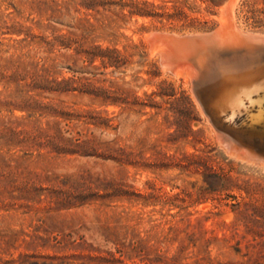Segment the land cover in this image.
Here are the masks:
<instances>
[{
    "label": "rangeland",
    "instance_id": "rangeland-1",
    "mask_svg": "<svg viewBox=\"0 0 264 264\" xmlns=\"http://www.w3.org/2000/svg\"><path fill=\"white\" fill-rule=\"evenodd\" d=\"M227 19L264 0H0V264H264V160L149 39Z\"/></svg>",
    "mask_w": 264,
    "mask_h": 264
},
{
    "label": "bare ground",
    "instance_id": "bare-ground-1",
    "mask_svg": "<svg viewBox=\"0 0 264 264\" xmlns=\"http://www.w3.org/2000/svg\"><path fill=\"white\" fill-rule=\"evenodd\" d=\"M230 21H222L214 30L218 36L201 40L193 54L186 50L174 58L173 68L165 61L161 64L176 75L195 79L194 96L230 152L264 160V34L241 30ZM152 34L150 43L161 58L170 49L171 35H185Z\"/></svg>",
    "mask_w": 264,
    "mask_h": 264
},
{
    "label": "water",
    "instance_id": "water-1",
    "mask_svg": "<svg viewBox=\"0 0 264 264\" xmlns=\"http://www.w3.org/2000/svg\"><path fill=\"white\" fill-rule=\"evenodd\" d=\"M160 32L161 31L153 30L152 37H154V36L155 37L156 36L165 37V34L160 33ZM211 36H214V37L218 36L217 32L214 31V29L209 30V33L185 34L182 37L181 36L178 37L176 35H171L170 39H168L170 49H169V51H167L165 53V55L162 58L159 55L160 63L162 61H165V62L169 63L170 69L173 68L176 65L175 62H173L174 58L177 59V57L180 56L181 54H183V52H185L186 50H189L188 52L192 51L191 54H193V50L196 48L195 46L197 44H200L201 40L209 39ZM200 49H201V47H200ZM194 83H195V79L192 81L193 88H194ZM218 139L221 142H223L224 145L226 146L227 141L224 139V137L222 135H220ZM254 159L259 160V157L256 156V157H254Z\"/></svg>",
    "mask_w": 264,
    "mask_h": 264
}]
</instances>
